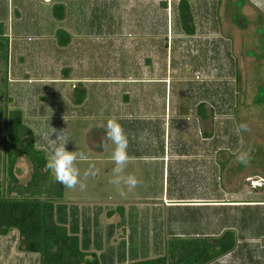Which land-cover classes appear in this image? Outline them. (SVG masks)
Returning <instances> with one entry per match:
<instances>
[{
	"label": "rangeland",
	"instance_id": "374dc122",
	"mask_svg": "<svg viewBox=\"0 0 264 264\" xmlns=\"http://www.w3.org/2000/svg\"><path fill=\"white\" fill-rule=\"evenodd\" d=\"M189 1L193 35L179 26V0H73L68 25L76 37L64 49L45 30L51 8L43 0H0V28L11 36L7 51L0 34V141L14 110L22 112L19 133L47 156L52 128H64L68 149L87 157L78 162L81 173L95 165L98 174L87 178L83 191L65 188L58 204L68 226L78 213L80 235L81 223L94 229L95 220L111 230V264L162 253L171 233H215L224 226L236 228L237 247L212 264H264V189L248 181L264 180V0ZM243 14L254 38L257 28L263 31L244 44ZM247 56L263 75L256 82L246 72ZM77 89L85 90L82 103ZM112 117L128 136L126 174L141 181L125 196L110 183V142L101 147ZM241 123L249 130L240 132ZM241 147L251 155L247 166L236 162ZM223 160H230L225 167ZM31 170L28 159H19L21 183ZM6 177L0 162V181ZM163 187L171 197L193 196L178 202L192 207H168L173 201L162 196ZM255 204L258 209L246 207ZM109 212L117 213L114 221ZM92 240L89 250H99L101 242ZM20 244L17 229L0 235V264H40L39 254ZM108 246L99 255L108 258Z\"/></svg>",
	"mask_w": 264,
	"mask_h": 264
},
{
	"label": "trees",
	"instance_id": "16d2710c",
	"mask_svg": "<svg viewBox=\"0 0 264 264\" xmlns=\"http://www.w3.org/2000/svg\"><path fill=\"white\" fill-rule=\"evenodd\" d=\"M53 16L63 20L66 16V7L55 4L52 7ZM177 16L181 30L187 35H193L196 28L193 22V12L189 0H179ZM2 35V28H0ZM58 43L66 46L70 36L64 30L57 31ZM7 51H8V40ZM0 45V50L3 49ZM80 103L84 100L85 90H78ZM6 95V94H5ZM0 97L1 94H0ZM7 101L10 98L7 96ZM258 101V100H257ZM203 104L199 106V113H204ZM0 105V115H4ZM7 120V130L0 141V162L6 173V182L0 181V235L12 229L19 231L21 248L33 254H39L40 264H109L106 255H99L89 250L81 241L78 234V225L66 223L64 206L58 204L64 198L65 187L52 178L50 171L46 170L47 154L36 146L35 141L25 140L19 133L24 127L22 112H10ZM206 137V136H205ZM22 157L31 164V176L26 183H21L16 166ZM230 160L222 161L225 167ZM264 187L257 188L262 190ZM224 207L226 205H216ZM238 209V205H228ZM259 205H246L247 209H258ZM168 207H192L178 205ZM123 215V208L119 207ZM112 215V212L108 213ZM234 226H224L215 233H171L164 243V251L153 257L134 259L129 264H210L221 257L231 253L237 247L238 234ZM86 234V230H84ZM103 259V261L101 260ZM123 264V263H118Z\"/></svg>",
	"mask_w": 264,
	"mask_h": 264
},
{
	"label": "clouds",
	"instance_id": "9594fccd",
	"mask_svg": "<svg viewBox=\"0 0 264 264\" xmlns=\"http://www.w3.org/2000/svg\"><path fill=\"white\" fill-rule=\"evenodd\" d=\"M249 130L246 123L239 125V131L245 132ZM69 137L66 135L64 128H52L51 137L48 140V156L45 168L50 171L52 178L55 182L63 185L68 190H76L79 188L81 191L86 189V180L89 177H95L98 170L95 165H90L87 170L81 173L78 167V162L87 159L83 152L78 150H69ZM105 143L101 147L107 149L109 143L111 145V161L114 165L112 169V179L110 183L116 186L119 194L125 196L127 191L134 190L141 181L134 174L127 173L126 169L131 162V157L128 154V136L123 126L118 122L117 118H109L105 126ZM236 162L245 166L249 165L251 155L249 151H245L243 147L234 153Z\"/></svg>",
	"mask_w": 264,
	"mask_h": 264
},
{
	"label": "crops",
	"instance_id": "0c3cea01",
	"mask_svg": "<svg viewBox=\"0 0 264 264\" xmlns=\"http://www.w3.org/2000/svg\"><path fill=\"white\" fill-rule=\"evenodd\" d=\"M8 1H12V3L15 1V0H8ZM22 1H26V3L28 4V5H30V4H32L33 3V1L34 0H22ZM44 1V3L45 4H48V6L51 8V12L49 11V14L47 15V18H44V21H43V23H45L46 24V27L48 28V30L47 29H45L46 31H48V32H50V36H51V40L52 39H57V31L59 30V29H61V30H64L65 32H67V34L70 36V41H69V43L67 44V45H69L70 43H71V41L76 37L73 33H72V31H71V27L68 25V21H69V7H71V1H73V0H50L49 2H46L45 0H43ZM9 3V2H8ZM55 4H63L65 7H66V16H65V18L63 19V20H58V19H56L54 16H52L53 15V10H52V7H53V5H55ZM19 6V5H18ZM33 6V5H32ZM50 10V9H49ZM46 20V21H45ZM53 20H58L59 22H60V26L59 25H56V24H54L53 23ZM42 28V27H41ZM3 37L6 39H8V43H9V41H10V39L9 38H11V36H10V33L9 32H5L4 31V29H3ZM12 36H14V34L12 35ZM53 43V42H52ZM57 43H58V39H57ZM47 44V43H46ZM45 44V45H46ZM9 45H10V43H9ZM8 45V46H9ZM58 45H60L59 43H58ZM66 45V46H67ZM66 46H61L60 45V47H58V48H63L64 47V49H65V47ZM54 47V46H53ZM58 48H56V49H58ZM8 49H9V47H8ZM23 58H21V56H20V59H19V61L20 60H22ZM44 62L45 63H47V64H54V62L55 63H57V57H56V60L53 62V60H49V59H47V61H45L44 60ZM65 62V60H62L61 62H59V60H58V63L59 64H62V63H64ZM67 62V61H66ZM18 65V64H17ZM17 70H21V67H19L18 68V66H17ZM164 163V171H166V169L165 168H167V179H168V177H169V173H168V162H163ZM211 170H214L213 169V167H211ZM166 174H164V176H165ZM169 187H167L166 188V190H165V188L163 187V194H162V196L164 197V198H166V199H169V200H171V201H173L172 203L173 204H171V205H168V206H178V205H188V203L187 204H184V203H186V202H183L182 204L181 203H178L179 201H184V200H187V199H194V197L193 196H181V197H177V196H173V197H171V196H169ZM195 198H197V197H195ZM199 198V197H198ZM197 198V199H198ZM124 212V211H123ZM117 213H114V212H112V215H109L110 216V218L112 219L111 221H114V218H115V215H116ZM119 214L122 216V214L119 212ZM72 216H74V218L73 219H75L76 220V223H78V220H77V215H78V213L77 212H72V214H71ZM123 215H124V213H123ZM72 220V219H71ZM86 223V224H85ZM85 223H81V226H83V230H82V235H80L79 233V235H80V238H81V241L83 242V243H85L86 245H87V247L88 248H90L92 245H93V243H92V239H94V242L95 241H100L101 242V244L98 246L97 244V246H96V248H99V250H96L95 252L97 253V254H100V253H105L104 251H105V249L104 248H106L108 245H109V243L115 238V236L114 235H112V233H111V230L109 231V229H107V227L106 228H104L105 226H103V225H105V224H103L102 225V223L99 221H97V220H95V223H93V225L95 226L94 227V229H92L91 227H89V223H87V222H85ZM99 223H101V224H99ZM108 223H113V222H108ZM84 225H86L87 227H86V229L84 228ZM100 225V226H99ZM79 226V225H78ZM103 226V227H102ZM78 229H79V227H78ZM84 230H86V236L84 237L83 236V234H84ZM78 231V230H77ZM93 235H94V238H91V237H93ZM100 248H101V250H100ZM108 248L110 249V247L108 246ZM111 250V252H110V254L108 255L109 257L107 258L106 257V260L108 261V263L109 264H111V262H113V255H114V250L112 251V248L110 249ZM112 253V254H111ZM232 253V252H231ZM33 254V253H32ZM230 254V253H229ZM229 254H227V255H229ZM227 255H225V256H227ZM224 257V256H223ZM102 261H103V259H101ZM138 260V259H137ZM119 263H123V264H129L127 261H118ZM130 262V261H129ZM132 262V261H131ZM118 264V263H117ZM210 264H212V263H210Z\"/></svg>",
	"mask_w": 264,
	"mask_h": 264
},
{
	"label": "flooded vegetation",
	"instance_id": "af4514ba",
	"mask_svg": "<svg viewBox=\"0 0 264 264\" xmlns=\"http://www.w3.org/2000/svg\"><path fill=\"white\" fill-rule=\"evenodd\" d=\"M241 7H242V4H241ZM243 17L244 18H246L245 17V15L243 14ZM232 20H233V22L240 28V29H242V27H240L239 25H238V23L236 22V20L232 17ZM246 20H247V24H245V26H243V28L244 29H242L243 31H244V35L242 36V38H240L241 40H242V42H243V44H244V41L246 40V39H248V38H252L254 41H255V39L257 38V36H258V38H259V35H260V32L262 33L263 31H261L259 28H257L256 30H255V33H256V36H255V38H254V36L252 35L253 34V32H251L250 33V29H251V27H250V22L248 21V19L246 18ZM260 18H258V22L260 23ZM248 29L250 30V31H248ZM263 29V28H262ZM245 35H247L248 37H246ZM250 38V39H251ZM250 41V40H249ZM248 41V42H249ZM251 45H253V44H251L250 43V46ZM243 48V47H242ZM241 59H242V55H241ZM246 61H248L247 63H249L248 64V66L246 67V72L252 77V79L254 80V82H256L258 79H260V78H262V76L263 75H261V73H259V71H255L254 70V64H253V61H254V58H252V57H249V56H247V60ZM243 80V82H246V81H248V79H242ZM260 95L258 94L257 95V98L259 97ZM257 98H256V100H257ZM260 98V97H259ZM262 104V103H261ZM263 107H264V104H263Z\"/></svg>",
	"mask_w": 264,
	"mask_h": 264
},
{
	"label": "built area",
	"instance_id": "2783aa9c",
	"mask_svg": "<svg viewBox=\"0 0 264 264\" xmlns=\"http://www.w3.org/2000/svg\"><path fill=\"white\" fill-rule=\"evenodd\" d=\"M253 189L261 188L264 186V180L262 178H253L248 180Z\"/></svg>",
	"mask_w": 264,
	"mask_h": 264
}]
</instances>
